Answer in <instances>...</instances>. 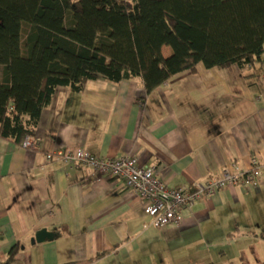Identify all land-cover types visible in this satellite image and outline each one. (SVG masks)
I'll list each match as a JSON object with an SVG mask.
<instances>
[{
  "label": "crops",
  "instance_id": "0c3cea01",
  "mask_svg": "<svg viewBox=\"0 0 264 264\" xmlns=\"http://www.w3.org/2000/svg\"><path fill=\"white\" fill-rule=\"evenodd\" d=\"M2 68L0 67V78ZM34 148L0 138V264H217L264 256V176L253 190L229 188L182 212L179 225L149 227L147 204L119 179L47 160L60 150L131 156L175 189L204 183L229 163H264V46L241 71H183L145 93L141 79L57 87ZM46 230L52 240L32 244ZM244 248V249H243ZM102 255V256H101ZM249 256V257H250Z\"/></svg>",
  "mask_w": 264,
  "mask_h": 264
},
{
  "label": "trees",
  "instance_id": "16d2710c",
  "mask_svg": "<svg viewBox=\"0 0 264 264\" xmlns=\"http://www.w3.org/2000/svg\"><path fill=\"white\" fill-rule=\"evenodd\" d=\"M263 46L264 0H0V138L33 140L57 87L141 79L149 95L200 63L252 69Z\"/></svg>",
  "mask_w": 264,
  "mask_h": 264
},
{
  "label": "built area",
  "instance_id": "2783aa9c",
  "mask_svg": "<svg viewBox=\"0 0 264 264\" xmlns=\"http://www.w3.org/2000/svg\"><path fill=\"white\" fill-rule=\"evenodd\" d=\"M20 146L33 149L34 142L26 136ZM46 158L87 168L101 177L121 180L126 189L147 204L145 214L150 218V222L144 226L145 229L177 226L182 220V212L191 210L198 202L229 188L256 189L264 176V163L253 156L246 170H241L235 163H229L213 179L171 189L156 175L152 167L140 165L136 158L131 156L104 158L77 149L60 150L47 155Z\"/></svg>",
  "mask_w": 264,
  "mask_h": 264
},
{
  "label": "rangeland",
  "instance_id": "374dc122",
  "mask_svg": "<svg viewBox=\"0 0 264 264\" xmlns=\"http://www.w3.org/2000/svg\"><path fill=\"white\" fill-rule=\"evenodd\" d=\"M162 54H163V56L167 57L170 54V49L163 48ZM32 58L36 64H38L39 66H42L43 61H44V56H41L40 59H36V52L34 51ZM249 256L246 255L244 261H235L234 262L233 261V254L230 253V251H229L226 253V255L223 258L217 259V261H218L217 264H264V256L259 255V258H258V256L255 258L254 257L251 258V256L250 257Z\"/></svg>",
  "mask_w": 264,
  "mask_h": 264
},
{
  "label": "water",
  "instance_id": "95a60500",
  "mask_svg": "<svg viewBox=\"0 0 264 264\" xmlns=\"http://www.w3.org/2000/svg\"><path fill=\"white\" fill-rule=\"evenodd\" d=\"M54 235L50 232H46V230L39 231L35 238L32 240V244L34 243H42L45 240H52Z\"/></svg>",
  "mask_w": 264,
  "mask_h": 264
}]
</instances>
